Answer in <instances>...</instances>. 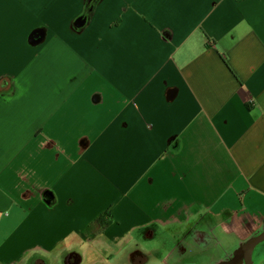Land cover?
Listing matches in <instances>:
<instances>
[{"label": "crops", "instance_id": "1", "mask_svg": "<svg viewBox=\"0 0 264 264\" xmlns=\"http://www.w3.org/2000/svg\"><path fill=\"white\" fill-rule=\"evenodd\" d=\"M246 191L264 198V0H0V264L61 256L105 212L118 238L238 226Z\"/></svg>", "mask_w": 264, "mask_h": 264}, {"label": "rangeland", "instance_id": "2", "mask_svg": "<svg viewBox=\"0 0 264 264\" xmlns=\"http://www.w3.org/2000/svg\"><path fill=\"white\" fill-rule=\"evenodd\" d=\"M239 195L241 198H234V203L229 205L230 211H232L235 215H238V226L235 225V222L233 221H229L227 224L223 225L222 218H219V216L212 217L211 215H209V219L207 220L201 221L196 218L192 222H189L183 226L177 225L168 228H160L159 230L161 231L159 232V234L164 235V238L160 239L158 245L151 246L149 249L155 247L162 250H153V252L151 253L153 257V259H151V262L160 261L161 264H180L179 261L191 259L192 256L199 253L203 254L206 250L209 251L211 257L212 255L217 256V246L220 243L228 244L229 239L244 240L248 238L264 220V198L256 196L254 192L248 191ZM197 222L200 223L197 224ZM208 222L218 225L219 228H212L213 226H207L206 228L202 229L204 233H196V231L199 232V229L196 228H200L202 227L201 225H206L208 224ZM241 222L243 224L240 226ZM9 229V227L0 228V234H5ZM211 233L213 234V239L209 241L208 236ZM235 234L237 236H235ZM200 236H202V239L200 238ZM183 238L186 240H182ZM103 243L104 242H102V244ZM154 243L155 241L153 240V244ZM148 246H150V244H148ZM60 257L61 256H58L56 254L46 258L44 261L46 262V264L49 262H52L53 264H59L58 262L60 260ZM88 259L92 260L93 255L89 254ZM126 262L128 264V261L125 258H122L118 260L117 264H126ZM13 264L44 263L42 261L37 262L33 260H21Z\"/></svg>", "mask_w": 264, "mask_h": 264}, {"label": "flooded vegetation", "instance_id": "3", "mask_svg": "<svg viewBox=\"0 0 264 264\" xmlns=\"http://www.w3.org/2000/svg\"><path fill=\"white\" fill-rule=\"evenodd\" d=\"M200 222H197V224ZM112 227L113 225L108 228L104 236L101 238L84 237L87 240L85 242H82L80 245L74 246L69 251L64 252L61 255L58 263L59 264H117L119 259L125 258L128 261V264H152V263L161 264L160 261L151 262V258L150 256H148V254H151L153 250H162V249H157L155 247L149 249L151 246L158 245L160 239L164 238V235L159 234L161 230L159 232L147 231L142 234L137 233V234H132L130 236L123 235L122 237L118 238L115 235L108 236V232L112 229ZM262 232H264V230ZM91 238H94V241L93 240L90 241ZM153 240L155 241L154 244H153ZM102 242L104 243L102 244ZM148 244H150V246H148ZM89 254L93 255L92 260L88 259ZM255 256L257 258L264 259V242L257 247ZM42 262L46 264L45 261ZM49 263L53 264L52 262ZM203 264H211V263L207 262Z\"/></svg>", "mask_w": 264, "mask_h": 264}, {"label": "water", "instance_id": "4", "mask_svg": "<svg viewBox=\"0 0 264 264\" xmlns=\"http://www.w3.org/2000/svg\"><path fill=\"white\" fill-rule=\"evenodd\" d=\"M96 1V0H94ZM86 23V19H81L78 23L82 24L83 27ZM38 35L34 36V39L31 40L32 44L37 45L41 40L38 39ZM202 227L196 228L199 229V232L196 233H204L202 229L207 226H213L212 228H219L218 225H215L211 222H208L206 225H201ZM264 220L261 225L246 239L238 240V239H229L228 244L220 243L217 247V256L209 254V251L206 250L203 254H196L192 256L191 259L181 260L180 264H203V263H211V264H264V259L257 258L255 256V252L257 247L264 242ZM235 236H237L235 234ZM202 239V236H200ZM213 239V234L211 233L208 236V240L211 241ZM186 240V239H182ZM186 261V262H185Z\"/></svg>", "mask_w": 264, "mask_h": 264}, {"label": "trees", "instance_id": "5", "mask_svg": "<svg viewBox=\"0 0 264 264\" xmlns=\"http://www.w3.org/2000/svg\"><path fill=\"white\" fill-rule=\"evenodd\" d=\"M34 34L35 33H33L32 36ZM47 201H48V199H47ZM200 218H201V216H199L198 219H200ZM112 225H113V221H112V216H111L110 212H105L95 222H93V224H91L84 231V234L83 235H84V237H87V238L88 237L101 238V237L104 236V234L108 230V228L110 226H112Z\"/></svg>", "mask_w": 264, "mask_h": 264}, {"label": "built area", "instance_id": "6", "mask_svg": "<svg viewBox=\"0 0 264 264\" xmlns=\"http://www.w3.org/2000/svg\"><path fill=\"white\" fill-rule=\"evenodd\" d=\"M163 164L165 165V166H169V162L168 161H163Z\"/></svg>", "mask_w": 264, "mask_h": 264}, {"label": "bare ground", "instance_id": "7", "mask_svg": "<svg viewBox=\"0 0 264 264\" xmlns=\"http://www.w3.org/2000/svg\"><path fill=\"white\" fill-rule=\"evenodd\" d=\"M154 253H158V252H154ZM148 256H151V259H153V257H152V254L150 255V254H148Z\"/></svg>", "mask_w": 264, "mask_h": 264}]
</instances>
